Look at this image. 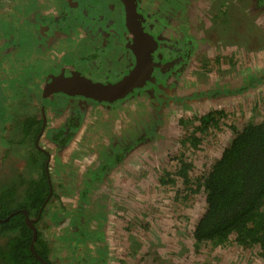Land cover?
<instances>
[{"label":"rangeland","instance_id":"374dc122","mask_svg":"<svg viewBox=\"0 0 264 264\" xmlns=\"http://www.w3.org/2000/svg\"><path fill=\"white\" fill-rule=\"evenodd\" d=\"M61 1L63 0H55V6ZM20 2L19 0H0V16L5 14L3 15L4 20L0 23L2 26H0V67L2 64L9 67V58L14 65L16 60L17 63L19 61V63L26 64L18 71L5 70L4 77H1V90L4 85L8 88L4 87L3 91L0 90V178L7 175L8 166L13 162L10 156L12 148L8 152L5 150L6 140L11 137L13 139L21 138L23 133L19 130L20 128L9 125L14 122V115L19 112L14 110V102L15 105H18V101L21 100L17 96L18 86L15 79L23 73H25L24 77L34 71H39L42 66L43 73L47 69L45 63L56 60L55 55L60 59L62 53L71 54L78 48L77 44H74L68 51L61 49L55 52L56 48L50 42L48 48L52 52L43 51L38 46L39 52L36 49L37 44L35 45V36L39 31L36 28H28V24L24 21V15L30 11L34 14L27 15L34 20L37 11L38 13L45 11L44 7L50 4L54 6L53 0H33V7L31 2L27 9L23 8L19 13ZM10 6L13 7L12 11ZM93 7L94 5L87 6L86 10L93 9ZM62 11L67 14L65 6ZM5 20L8 24H4ZM13 28L16 29V32ZM41 28L47 29V25L41 26ZM3 33L4 36H1ZM47 34L52 35L53 33L48 32ZM257 36L263 37L261 34H257ZM9 37L12 41L3 42ZM48 42L49 40L46 43ZM67 44L70 45V40ZM21 46L24 47L22 49H26L25 52L14 53ZM79 55H82L81 51ZM263 56L264 52L259 58L264 59ZM14 67L17 69V66ZM126 70L128 68L123 66L122 69L114 72L115 75L109 77L115 78ZM94 74L97 75L95 71ZM44 75L42 78L38 77V79L40 78L39 84L44 80ZM27 82L25 81V83ZM38 83H36V88L37 93L40 94ZM15 86L17 87L15 88ZM261 88L264 89V84L240 94L202 100L201 106L203 108L222 107L228 110H239L238 118L237 115L236 118L230 117L228 120V123L236 124L245 115L252 116L249 112L244 114V111L259 110L263 107L264 101H260L259 106H252L251 101H248L250 103L247 105L246 102L248 100L246 98H253ZM146 97L133 98L126 104L118 105L105 113L90 112L80 131H77L68 145L60 151L49 143L48 131L52 127L62 125V121L68 116V111L59 108V113L51 112L53 100L45 105V110L49 108L46 115V126L37 145L47 151L50 150L51 177L56 184L59 182L62 187V193L59 194L61 199L59 202L58 200L53 202L44 215L45 219L51 223V226L46 230V235L54 247L56 257L69 258V264H151L155 255L152 256L147 251L153 246L152 242L161 239L166 243L167 248H171L170 260L173 264H264L262 258H256L255 251L243 249L236 244L227 243L216 246L206 242L196 247L194 241L189 237V231L197 217L204 211L205 197L201 191L196 193L181 191L180 193L182 185L179 181L173 180L168 185H160L158 171L164 169V162L172 161L171 158L165 161L168 158L167 153L171 152L177 155L183 152L186 161H193L194 171L197 172L204 168V164L208 165L211 159L218 154L228 140V136L220 130L207 135L209 142L218 145V148L207 147L202 151L175 149L172 148L173 144L177 145L178 135L181 132L178 130L176 132L174 123L171 122L165 127L164 133L159 132L158 136L161 139L154 138V134L153 136L148 135V141L156 140L141 156L139 155L142 154L138 147L139 144H132L130 138L135 139L137 135L141 134L137 127L140 123H144L142 114L146 108L151 106ZM243 105H247L245 109H243ZM60 106L64 107L65 105L61 104ZM33 115L34 113L31 114V117ZM95 124L96 126H94ZM143 127L145 130L149 129V126L145 124ZM213 135L214 137H212ZM230 137L232 136L230 135L229 139ZM20 141L11 143L15 146ZM143 141L147 142L146 139ZM116 144V147L123 148L119 164L102 169V173L95 178L96 182L94 183L81 181L83 180L82 176H86V172L83 170L86 165L89 164V168L95 170L99 166V162L103 160L101 157H105L103 151H107ZM127 155L131 156V160L129 157L127 158ZM199 155L202 157V162L195 160ZM28 165L29 162H27V167ZM167 165L172 170L174 169V166L169 163ZM171 173L174 174V170ZM82 189L86 190L83 198L79 193V190ZM56 190L58 191L59 188ZM185 194H188L186 199L183 196ZM79 221H84L83 224H86L84 228L81 227L82 240L75 239L74 234L68 237V232L74 231V227ZM149 226V234H147L146 230ZM153 227L155 230H152ZM137 234L138 238L134 236ZM129 235L133 239H130ZM170 235L175 236L174 243ZM187 237L190 238L189 242ZM74 239L79 246L76 249L78 251H74L73 257L72 248L69 245L70 240ZM143 245L147 246L142 248ZM157 247H160L157 249L159 256L168 255V250L163 245ZM145 249H147L146 252H144ZM173 251H175L174 254ZM75 257L79 262L75 261Z\"/></svg>","mask_w":264,"mask_h":264},{"label":"flooded vegetation","instance_id":"af4514ba","mask_svg":"<svg viewBox=\"0 0 264 264\" xmlns=\"http://www.w3.org/2000/svg\"><path fill=\"white\" fill-rule=\"evenodd\" d=\"M68 4L72 11L81 12L86 10L87 6H98L99 11H101L97 16L99 20L107 18L108 21H111L120 13L121 26L112 24V28L108 32L104 28L102 30L99 26L96 36L88 44L80 46L76 48V51L71 54L67 53L64 56L66 62L60 65L57 62L52 63L55 60L45 63L47 65L45 72L48 70V73H57L69 70V73L80 72L86 77L89 76L92 79L101 81H111L120 78L134 65L133 46L140 37L138 32L130 33L122 26L121 1L68 0ZM135 11L134 17L130 16L132 23L138 25L150 37L151 41H156V46L152 48L153 51L151 52L155 66L148 78L147 86L136 88L127 98L118 101L119 106H122V104H126L133 98L147 96L146 98L152 106V109L149 106L142 114L144 123H140L137 127L141 134L135 137L137 141L132 144H139L138 147L142 154H138L142 156L148 150V146L150 148L157 138L161 139L158 136L159 132L164 133L165 127L173 122L176 132L178 130L181 133L177 134L178 143L177 145L173 144L172 148L202 151V149L206 150L207 147L218 148V145L209 142L207 135L213 134L218 130L223 131L228 136V140L208 165L204 164L203 169L195 172V175L198 176L210 168L211 164L220 156L222 150L235 136L231 126L240 129L254 114L257 113L259 117L262 113L264 114V105L259 110L244 111V114L249 112L252 116L245 115L239 123L236 122L235 124L228 123V120L230 117L232 119L236 118L239 110H228L222 107L203 108L201 106L202 100H212L214 97L240 94L250 88L253 89L258 87V85L264 84V59L259 58L261 53L264 52V0H136ZM84 13L86 14V11ZM257 34H261L263 37L257 36ZM80 51L82 55H79ZM3 66L5 65L2 64L1 67ZM123 66L128 68V70L115 78L109 77L115 75L114 72L119 71ZM94 71L97 75L94 74ZM47 72L46 75L48 74ZM39 81L40 78L38 79V77L33 79L34 87H37L36 83ZM44 84L45 82L42 80L39 85L43 88ZM40 95H42V89L40 90ZM56 96L57 94L50 97L46 96V99L44 97V105H47ZM246 99H248L246 100L247 105L250 103L248 101H251L252 106H259L260 101H264V89H258L253 98ZM246 106L243 105V109ZM48 109L43 112V118L47 115ZM213 110H222L224 116L217 125L212 124V126H209L208 131L204 134L199 132L196 127L201 125L200 118ZM70 117L68 115L65 123ZM224 117L226 118L224 119ZM15 119L16 117L13 118V120ZM143 124L149 126V129L145 130ZM41 131L42 126L40 134ZM153 134L156 139L148 141V135L153 136ZM193 134L196 135L195 137L200 138L198 143H194ZM230 135L232 137L229 139ZM145 139L147 142L143 141ZM49 143L52 144L50 141ZM207 143L209 145H206ZM20 146L21 143L19 142L13 147V150H17ZM167 154L168 158L165 161L170 158L172 161L164 162L166 166L164 165V169L158 171L159 183L160 178L164 175L167 181L173 180L174 176L171 171L174 170L175 172L177 169L175 168V164L178 161L176 159L177 155H182L180 158L186 160L183 157V152L177 155L171 152ZM128 157L131 160V156L127 155ZM195 160L202 162L201 155L196 157ZM187 162H191L194 165L193 161ZM167 163L174 166V169L169 168ZM99 166L93 170V168H89V164L86 165L83 169L86 172V176H82L83 180L81 181L86 183L90 181L91 172L96 171L98 168L102 172L104 168ZM166 172H169V174L167 175ZM160 185L162 184L160 183ZM197 191H201L204 197L203 189L199 188ZM44 220V234L46 235V230L51 226V223L45 217ZM83 222L79 221L77 226L74 227V231L68 232L67 236L71 237L74 234L75 239H82L83 232L81 227L83 226L84 228L86 226ZM88 227L91 228L89 225ZM149 229L150 226L146 230L147 234H149ZM152 230H155V228L153 227ZM191 231H189V237L192 239ZM134 236L136 238L139 237L138 234ZM189 237H187L188 242L190 241ZM75 239L70 240V242H75ZM130 239L133 238L130 237ZM171 240L174 243L175 236H171ZM192 241L194 240L192 239ZM71 243L70 245H72ZM227 243L236 244L243 248L236 241L230 239L223 244H211L221 246ZM152 244L151 249L147 251L152 256L155 255L151 264H173L170 260L171 248H167L164 241L160 239L152 242ZM147 245H143L142 248ZM158 245H163L168 250V255L159 256L157 249L160 247H157ZM248 249L255 251L257 259L258 257L262 258L258 255L259 248H256L255 245L246 248V250Z\"/></svg>","mask_w":264,"mask_h":264},{"label":"trees","instance_id":"16d2710c","mask_svg":"<svg viewBox=\"0 0 264 264\" xmlns=\"http://www.w3.org/2000/svg\"><path fill=\"white\" fill-rule=\"evenodd\" d=\"M8 62L9 67H0V83L5 70L18 71L26 65L19 61L17 63V60L14 65L10 58ZM24 74L15 79L17 96L21 100L18 105L14 102V110L19 112L14 115V122L9 124L20 128L23 133L21 138L11 137L6 140L5 150L8 152L12 148L10 156L13 162L8 166L7 175L0 178V264H69V258L60 259L55 256L54 247L44 234L45 212L53 202H59L62 187L51 177L48 153L37 145L43 124L42 114L45 112L44 97L36 92L33 83V79L41 74L40 70L23 77ZM4 87L8 88L4 85L1 91ZM32 113L34 115L31 117ZM223 116L222 110L208 112L200 118L201 125L196 129L204 134L209 126L217 125ZM81 118L82 111L73 112L61 128L50 130L51 141L57 148L70 141L79 128ZM231 128L235 136L207 171L196 176L194 165L180 158L182 155H177L173 180L183 184L180 193H194L199 188L203 189L204 211L191 229V237L196 246L205 241L223 244L230 239L245 249L255 245L259 248L258 255L264 259V114L260 117L254 114L240 129L234 126ZM195 136L192 135L194 143H198L200 138ZM19 140L20 148L13 150L11 142ZM130 141L133 143L137 139L130 138ZM116 146H111L105 157H101L103 160L99 162V167H111L120 161L123 149ZM100 173L99 168L91 172V183L96 182L95 178ZM173 180L167 181L164 175L160 183L167 185ZM85 192L79 190L82 198ZM188 194L183 195L185 199ZM22 209L27 211L32 220L36 229L35 238ZM71 244L69 246L74 257L79 244L77 241ZM75 261H78L77 257Z\"/></svg>","mask_w":264,"mask_h":264},{"label":"water","instance_id":"95a60500","mask_svg":"<svg viewBox=\"0 0 264 264\" xmlns=\"http://www.w3.org/2000/svg\"><path fill=\"white\" fill-rule=\"evenodd\" d=\"M120 1L122 5L123 16L122 26H124L126 31L130 33L138 32L140 36L138 41H136L133 46L134 65L120 78L111 81L92 79L89 76L86 77V75L81 74L80 72L69 73V70H66L65 72L60 71L57 73L50 72L43 80L45 82L43 88L39 87V90L42 89L43 97H50L57 94L56 97H53V99L50 100V102H52L53 100V103L51 104V109L53 110L51 112L57 114L59 113V108H64V110L68 111V115L72 116L73 112L82 111L80 125L75 133H77V131H80L85 123L86 117L90 112L99 111L100 113H105L109 111V109L118 106V101L127 98V96L133 93L136 88L147 86L148 78L153 72L155 64L152 61L151 52L153 51L152 48L156 46V41H151L150 37L138 25H134L131 21L130 16L134 17L136 12V0ZM19 2L20 4L18 7V12L20 13L23 8L27 9L31 2L33 7V3L37 1L33 2V0H19ZM52 3L54 6H51V4L48 3L50 5L44 7L46 8L45 11H41L39 13L37 11L35 13L36 16L34 20H32L27 15H31L34 13L28 11L24 15V21L28 24V28H36L39 31V33L35 36V45L37 44L36 49H38V51L40 48L43 51L52 52L51 49L48 48L50 42H52L51 45H54V48H56L55 52L61 49L68 51L74 44H77L78 47L88 44V42L96 36V31L99 26L102 28V30L103 28L106 29V32H108V30L112 28V24H119V26H121L122 21L120 13H118V15L115 16L111 21H108L107 18L99 20L97 16L99 13H101V11H99L98 6H94L93 9L91 8L81 12L72 11L68 4V0L61 1V3L57 4V6H55V0H53ZM64 6L66 7L67 14L63 13L62 11ZM85 11L86 14L84 13ZM3 15L0 16V23H2V21L4 20ZM78 16L79 18H77ZM4 24H8L7 20H5ZM46 25L47 29L41 28V26L45 27ZM13 30L16 32L15 28H13ZM48 32H52L53 34L49 35L47 34ZM1 36H4V33ZM48 40L49 42L46 43ZM69 40L70 45L67 44ZM6 41H12V39L9 37L3 42ZM13 46L17 48L15 45ZM22 47L23 46L18 48V51H14V53L25 52L26 49H22ZM66 54L67 52L62 53L60 55V59L55 55V63L57 62L60 65L61 63L66 62V58H64ZM42 71L43 70L41 67V74L39 75L41 76V78L46 73L45 71L42 73ZM61 104L65 106L61 107ZM67 117L65 119H67ZM76 118L78 119L77 116ZM64 124L65 120L62 121V125H60L59 127H52L49 129L48 136L50 142H52L50 130L59 129ZM45 126L46 116H44L43 118L41 134L43 133ZM94 126H96V124ZM73 136L71 137L70 141L72 140ZM39 137L37 138L39 139ZM68 143L61 148H57L55 143L52 144L54 147H56V149H58V151H60L65 148ZM118 148L123 149L121 147ZM43 150L48 153L49 161L51 157L50 150ZM103 153H106V150H104ZM119 158H121V156H119ZM21 212H23L27 224L32 228L34 236L33 238H35L36 229L32 224V220L29 218L26 210L22 209ZM37 257L40 258L39 256Z\"/></svg>","mask_w":264,"mask_h":264}]
</instances>
